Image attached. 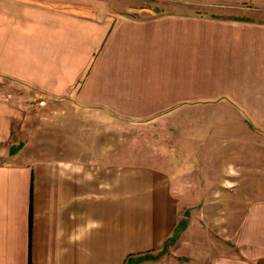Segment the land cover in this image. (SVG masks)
<instances>
[{
	"label": "crops",
	"instance_id": "crops-1",
	"mask_svg": "<svg viewBox=\"0 0 264 264\" xmlns=\"http://www.w3.org/2000/svg\"><path fill=\"white\" fill-rule=\"evenodd\" d=\"M233 186H264V22L0 0V264H264Z\"/></svg>",
	"mask_w": 264,
	"mask_h": 264
},
{
	"label": "rangeland",
	"instance_id": "rangeland-1",
	"mask_svg": "<svg viewBox=\"0 0 264 264\" xmlns=\"http://www.w3.org/2000/svg\"><path fill=\"white\" fill-rule=\"evenodd\" d=\"M107 5L118 8H130L133 12H172L181 11L194 14H207L212 16L254 18L264 22V0H101ZM141 10V11H140ZM230 188L233 195L228 198L238 200L236 196L253 193L252 188L264 186H233ZM260 193L264 191H259ZM256 193V192H255Z\"/></svg>",
	"mask_w": 264,
	"mask_h": 264
},
{
	"label": "clouds",
	"instance_id": "clouds-1",
	"mask_svg": "<svg viewBox=\"0 0 264 264\" xmlns=\"http://www.w3.org/2000/svg\"><path fill=\"white\" fill-rule=\"evenodd\" d=\"M93 224H94V226L97 227V228L100 227L99 222H93Z\"/></svg>",
	"mask_w": 264,
	"mask_h": 264
},
{
	"label": "trees",
	"instance_id": "trees-1",
	"mask_svg": "<svg viewBox=\"0 0 264 264\" xmlns=\"http://www.w3.org/2000/svg\"><path fill=\"white\" fill-rule=\"evenodd\" d=\"M148 258H150V256H147V255L141 257V259H148Z\"/></svg>",
	"mask_w": 264,
	"mask_h": 264
}]
</instances>
